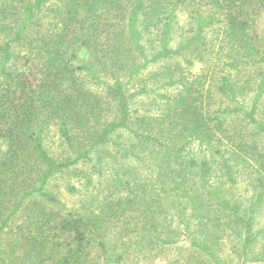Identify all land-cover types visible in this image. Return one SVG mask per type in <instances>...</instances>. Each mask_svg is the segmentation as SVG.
<instances>
[{
  "label": "trees",
  "instance_id": "1",
  "mask_svg": "<svg viewBox=\"0 0 264 264\" xmlns=\"http://www.w3.org/2000/svg\"><path fill=\"white\" fill-rule=\"evenodd\" d=\"M187 7L190 33L175 46ZM263 12L264 0H0V264H120L133 243L171 242L213 259L189 224L164 238L177 205L179 223L240 226L247 261L252 217L211 166L230 183L238 165L264 171ZM194 148L200 162L186 157ZM133 159L144 179L124 165ZM89 164L110 169L108 194L94 209L68 207L49 186L90 184Z\"/></svg>",
  "mask_w": 264,
  "mask_h": 264
},
{
  "label": "rangeland",
  "instance_id": "2",
  "mask_svg": "<svg viewBox=\"0 0 264 264\" xmlns=\"http://www.w3.org/2000/svg\"><path fill=\"white\" fill-rule=\"evenodd\" d=\"M258 27L260 32L264 34V12L260 16ZM190 28L191 21L189 18V7H187L178 13L177 26L174 31L173 44L175 46L186 38L190 33ZM143 102H145L144 105H147L145 108H152V101L143 100ZM140 103H142L141 100H139ZM119 137L118 141L124 144H128L130 141L129 137L124 133L119 134ZM52 140L50 150L54 154H57L56 152H59L56 149L58 143L54 142V139ZM260 146L264 150V138L260 140ZM103 150L110 153L112 147H107ZM186 157L187 159L200 162L203 158V153L200 148H194ZM118 162L124 163L125 161L119 160ZM124 165L134 174H138L142 179L147 176L148 170L137 160L133 159L124 163ZM259 167V163L254 162L233 167L235 182L230 183L226 176H224L221 163L211 166L213 184L229 200L232 207L239 206V216L243 220L246 221L249 217H252L250 234L251 237H255V241L248 249L247 261H244L241 255L244 232L240 226L232 224L231 219L224 217L221 219L222 222L219 227L209 225V227L205 228L200 224V221H188L186 217L184 224L179 223L177 219L170 218L171 214H177L181 210L179 205H177L174 210L169 212L168 219L164 223V238L175 240V234H178V237L182 233L181 230H184V226L189 224L188 238L190 240L206 238L204 244L210 249L214 258L208 259L204 254L190 247L187 243H145L140 246H136L133 243L129 245V249L125 252L126 255L120 264H264V196L260 202L255 204L259 191L257 180L259 176H261L264 191V171ZM84 170L93 177L90 184L84 179L77 181L74 177L60 176L51 182L49 190L56 193L59 199L68 207L79 208L80 205H90L94 209L108 194L106 189H108L107 181L111 178L110 169L102 166L97 173L89 164L84 166ZM69 184L76 187L74 195H70L66 190ZM252 204L254 205L252 206ZM214 214L215 212H212L210 215L214 216ZM175 230H178L177 233H170L172 231L175 232ZM120 252L121 249H117V253Z\"/></svg>",
  "mask_w": 264,
  "mask_h": 264
}]
</instances>
